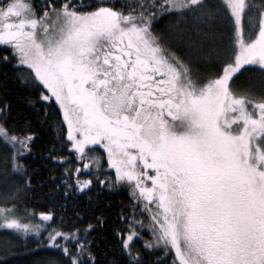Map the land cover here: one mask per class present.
<instances>
[{
  "label": "snow or ice",
  "instance_id": "1",
  "mask_svg": "<svg viewBox=\"0 0 264 264\" xmlns=\"http://www.w3.org/2000/svg\"><path fill=\"white\" fill-rule=\"evenodd\" d=\"M206 45L222 70L202 78L191 53ZM0 63L36 91L26 102H40L45 122L55 106L52 126L66 125L76 163L62 171L64 196L90 190L86 170L131 200L113 226L111 259L90 238L103 215L65 231L49 226L51 211L37 223L33 210L17 214L36 133L0 98L4 163L22 180L0 203V229L21 242L5 255L22 247L28 257L52 252L44 264H264V95L236 86L250 67L264 74V0H0ZM54 151L48 159L68 163Z\"/></svg>",
  "mask_w": 264,
  "mask_h": 264
},
{
  "label": "trees",
  "instance_id": "2",
  "mask_svg": "<svg viewBox=\"0 0 264 264\" xmlns=\"http://www.w3.org/2000/svg\"><path fill=\"white\" fill-rule=\"evenodd\" d=\"M91 2L95 3L96 0H91ZM252 2L259 4L261 0H252ZM168 19L171 18L161 20L157 28L164 30ZM216 31H222V29L217 28ZM209 50V45H206L202 51L195 50L191 53L192 67L202 78L222 70L221 65L207 57L206 53ZM181 54L183 55V53ZM14 72L15 69L11 64L5 66L0 63V98L6 99L10 103L11 115L16 118L17 125H22L25 120H30L31 130L36 133V139L32 145L33 151L24 161L28 165L32 186L20 196L19 201H13L18 204L17 211L22 213L25 207L33 210L36 214L51 211L54 213V219L49 226L62 227L65 231L73 227L84 228L89 222L95 225L97 221L94 217L103 215L105 222L95 228L90 238L94 237L99 243L100 249L109 252L108 259H111L115 253L110 252V249L118 243L113 226H121L118 217L121 209L125 212L130 211L131 200L127 188L109 189L105 185L99 184L90 172L82 171L79 178L94 180L90 190L83 192L73 190L67 197L64 196L63 182L66 177L62 175V171L65 167H74L76 163L75 153L69 150L64 143L66 126L62 130L52 126L53 119H59V112L55 106L51 109L52 115L49 120L47 122L43 120V112L36 110L41 107L40 102L37 101L35 107L26 102L28 98L36 100V91L20 84L14 78ZM236 86L241 91L251 92L257 96L264 95V74H261L257 67H250L237 79ZM53 146L57 151L52 152L51 155L67 157V164L55 163L47 158L49 149ZM5 151L0 146V203L4 202V194L14 191L15 186L22 183L19 176L11 174V166L4 163ZM97 151L100 149L98 148ZM107 174L112 175L113 173ZM100 179H103V175L100 176ZM68 183L71 184L72 180L69 179ZM77 213L81 214L83 218H79ZM35 239L36 237L33 236L27 242L28 248L33 246L32 241ZM9 241L15 245L21 243L13 235L12 230L0 229V264H29L30 259L36 264H44L45 259L53 255L52 252H39L35 257H28L23 255L22 247H12L11 250L13 253H17L16 255H5V251L9 248ZM135 243L136 246H140L142 242L136 240Z\"/></svg>",
  "mask_w": 264,
  "mask_h": 264
},
{
  "label": "rangeland",
  "instance_id": "3",
  "mask_svg": "<svg viewBox=\"0 0 264 264\" xmlns=\"http://www.w3.org/2000/svg\"><path fill=\"white\" fill-rule=\"evenodd\" d=\"M65 126H66V125H65ZM85 171H86V170H85ZM86 179H87V178H86ZM17 214H21V213H19V212L17 211ZM138 218H139V216H138ZM31 219H32V222H33V223L40 222V220H41V218L39 217V214H37L35 217H32ZM145 219H146V217H145ZM142 235L145 236V237H148V236H149V231H148V229H144V231L142 232Z\"/></svg>",
  "mask_w": 264,
  "mask_h": 264
}]
</instances>
